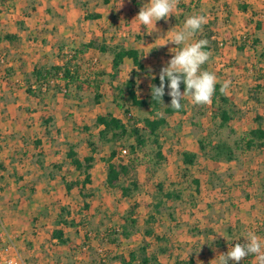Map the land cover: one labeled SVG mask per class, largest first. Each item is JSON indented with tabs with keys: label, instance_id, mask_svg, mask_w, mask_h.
I'll return each instance as SVG.
<instances>
[{
	"label": "crops",
	"instance_id": "crops-1",
	"mask_svg": "<svg viewBox=\"0 0 264 264\" xmlns=\"http://www.w3.org/2000/svg\"><path fill=\"white\" fill-rule=\"evenodd\" d=\"M29 1L31 0H10L3 3V0H0V58L1 56L6 58L5 63H2L0 59V164H3L6 168L5 171L0 169V178L4 177L2 178L3 181L1 183L4 187L8 185V192H11L10 190L14 191L16 186H22L29 182L26 180V170L15 167L18 166V159L22 157L21 153L27 158H35V160L38 161L39 156L43 153V151H47L49 147L51 148V145L49 144V137L56 138V133L58 136L61 129L60 122H58L59 119L57 118V109L53 110L52 107H55L58 102H62L61 96L63 95L59 92H54V99H49L47 97L41 104L39 99L27 93V86H25L27 82L26 80L31 78L32 72L35 68H39L41 66L49 67L64 63V59L58 56V54H60V48H62L64 44H61V42L67 43V37L69 35L72 36L74 33L76 34L77 29L75 28V23L80 18V11L78 10L79 8L76 6L74 7V5L77 4H73L74 1L77 0H43V2L37 4L35 6L36 9L33 11L31 10L30 14L28 15L26 12ZM107 1L108 2L103 0L104 3H107L104 5V7L110 6V4L113 3V0ZM187 1L188 2L184 3L188 5L190 11L193 12L194 15L196 13L197 15H204L208 19V24H211L214 20L217 22L226 21L225 24H220L222 27L219 31L227 30L229 32H236L237 34H244L247 31L250 34L252 33L255 39L254 46H250L245 42L239 47L231 45L224 51V58L230 61V63L236 65H242L241 63H243V68H225L227 73L225 81H231V84L225 93L231 99V101L238 106L241 114V119L238 121L239 124L244 125L245 121L248 120L249 117L253 122L250 123L251 128L249 131L256 129L258 125L255 122V118L258 115L264 114V110L261 105L264 103V0H200V8L198 7L196 10L195 5L190 4H192L193 1L197 2V0ZM241 7H244L245 9H241ZM103 11H105L104 8L103 10H96V13L101 15V18L98 20H103V18L106 17L108 18V15H106ZM176 14L185 16V13L180 6L178 13L176 12ZM59 15L64 18L63 20L65 21L66 25H64V21L63 23H60L61 21H58V23L56 22L55 19L57 18L55 17ZM167 20L170 25L166 23L165 25H161L160 23L156 22V28L159 31H153L152 26L149 25L147 26L145 32L138 33V39L141 40L140 43H136L137 45L133 47L126 46L127 48H133L140 52L143 58V64L146 68H152L157 64L166 66L167 62L172 58L173 53L170 51V49L174 48L175 45L168 42L170 41L173 32L179 31L181 28L178 26L179 19L177 17L175 18L170 16L167 18ZM220 25L218 24V26ZM204 26L205 25H203L202 28ZM69 27L73 30H71ZM149 32L152 33L148 34ZM199 32L202 33V30L198 31L197 39L200 37ZM6 36H12L16 39L9 41L6 39ZM97 36H99V34H97ZM194 41H196L195 37L191 42ZM176 47L180 48L183 47V45ZM92 50L95 51V49H89L84 53L85 58L86 55ZM209 52L211 55H216V51L213 50L212 46ZM99 54L101 53L99 52ZM153 54H156V59H154ZM248 55L257 60L250 63V58H247ZM94 58V60L99 61L100 56ZM112 59L110 61V67L107 68V70H103L107 74L112 73ZM222 61L225 62L224 59ZM128 63H131L134 66L132 60L125 59L124 64L121 67L120 78L122 76L123 67ZM132 70L136 72V76H139L138 73L141 71L138 68L134 66L131 68V71ZM232 71H237L235 72L236 76L230 78L231 74L233 73ZM91 73H93V71ZM88 75L89 74L85 75L84 77H87ZM33 80L34 79H32V83ZM236 86H238V88H236ZM248 88L251 89V93L248 92ZM253 95L256 96V99L252 97ZM72 108H74L71 111L73 114L74 110L76 108H80V106L76 105L72 106ZM44 110L47 111L48 115L52 116L53 118V123L48 127L44 125V116L47 114ZM248 111H251V113ZM245 113H247L246 119L244 118V115H242ZM55 122H58V128H55ZM238 122L236 124H238ZM47 131L49 134L46 133ZM47 141L49 142L48 144ZM186 151L193 152L190 150ZM163 152L165 155L164 149ZM262 152L264 154V150ZM193 153L198 154V161L194 167L201 161H204L205 167H207L206 169L209 170V175L213 174V176H221L223 173H225V171H227V169L233 167L235 162H238L222 161L216 163L204 159L199 151H195ZM41 158L43 157H40V159ZM67 161H69V159ZM41 162L44 163V160L41 159ZM260 163L263 162L261 161ZM53 165L55 166L60 164L54 162ZM36 166L37 170L35 169L34 171L38 172V177H45L46 174L44 171L46 169L43 168L44 165ZM58 167L61 171L64 170V168L61 169L62 166ZM216 167L217 169L220 167L222 168L215 170ZM139 168L138 172L140 171ZM220 171L222 174H220ZM257 171L258 172L255 174L256 177L250 182V188L253 190H249L248 187H244L246 191L244 198L242 197L239 200L231 199V201H227L223 196V190L221 192V189H218L217 195L212 196V200L215 202L206 206L208 210H210H205L206 220H202L201 216H199L201 218H197L196 220H187L189 223L185 225L187 231L182 229L179 234H175L177 236V242L173 241L174 247L171 245L170 249L167 247V244L170 243L167 234L157 231V228L161 227V224L164 222L163 217H156V221L153 225V236L145 237V231L147 229L146 221L152 214L151 205L153 202L152 200L151 202L147 201L148 209H146L147 212H145L142 217L140 216V212L143 208V202H141L137 197V201L140 204L138 215L139 239L134 238L133 235L128 240H122V244L120 246H116L114 244L108 243L107 240L101 235L99 238H102V240H104L108 245L107 248L104 249V256L101 254L103 249H101V247L96 244L98 240L93 237L90 238L89 241H91L94 246H97L96 250L99 251L98 254H96L99 256L96 263H92L89 260L90 252H88L87 248L90 246L83 248V250L79 249L82 251L81 253H76V250H74L75 248L71 246L73 244L69 246L70 241L73 240V237L68 235L70 228L64 225H57V219L59 212H61V208H65L68 211L67 219L74 220L76 223L83 221L82 218H96L99 212L103 211L104 208L98 206L96 209L95 206H92V202L88 201L90 208L89 210H85V203L81 202L83 197L78 187L68 192L65 185L66 183L64 182H68V180H66L64 176H61V180L63 179V185H60V181H57L58 177L49 175L46 176L49 177L48 180H40L39 183H36V197L42 195L43 193L45 198L44 200H42L43 196H41L42 199L39 198V201L44 204L43 206H41L42 204L38 205L36 209L39 208V210H43L48 206L51 208H56L55 206L58 205L60 206V211L54 212L56 213V217L54 224L52 225L53 227L51 228L50 238L52 239L53 243H57V239L53 238V233L60 229L64 232L65 239L68 240L66 243L67 248H64L65 250H68L67 254H69V258L72 257L76 261L75 264H100L102 261L103 264H122L121 261L117 260V256H119L118 247L121 248L123 246V241L129 242L131 240H138L139 242L135 244V248L134 245L129 246V254L131 252L138 253L146 243L148 245L147 254L150 256L156 255L159 264H164L165 259L167 262H170V259H172L174 263L170 262L171 264H178L180 261H189L190 259H193L195 264H220L219 254L226 253L229 247L234 246L237 242L245 243V231L247 232V229H251V225L254 224L253 218L255 220V211H252L251 213L247 203H249V205L253 203L254 208L255 206L257 209L260 208L256 218L260 219L258 222L259 227H257L256 232L254 231V234L264 241V166H259V170ZM11 176L22 178L19 182H16L15 179H10ZM193 177L199 180L200 183V193L196 195L205 196V183L203 180V175H195ZM50 178H53L51 179L52 181ZM54 182H57L58 185L53 186ZM48 183L52 184V186H48ZM206 186L209 187L207 184ZM54 189L55 191H53ZM215 189H217V187ZM254 192L256 193L255 196L253 195ZM153 193L154 192H152V195ZM254 197L255 199L257 198V200L253 201ZM212 200H208V203H210ZM76 203L77 209L75 207ZM217 203L219 205H217ZM170 205L171 203H169V206ZM226 205L230 206L224 207ZM200 207L201 205L196 203V207H194L193 210L196 211ZM75 209L76 213L70 212V210L74 211ZM93 211H96V213ZM175 212L177 213V209L174 210V219H170L171 224L173 225L171 226V229L173 230H175L174 226L177 225ZM210 213H214V215L218 217L209 218ZM108 215L110 214L108 213ZM142 219L143 223L141 224ZM162 219L163 222L161 221ZM118 221H120L119 218L115 217L114 215L112 222L117 223ZM112 225L113 224L111 223L110 226ZM141 226L143 228H141ZM50 227L51 226H46L45 229H49ZM222 236L226 237L227 240ZM160 238H164L165 243L161 244L159 242ZM164 244L168 248V251L163 253L159 251V248L164 246ZM57 248L61 249V247ZM177 251H179V253H177ZM112 257H114L113 260H111ZM125 257L128 259L127 256ZM107 261H109V263H107ZM228 264H235V262L229 260ZM239 264H257V261L254 255H249L248 257H245L243 260H241Z\"/></svg>",
	"mask_w": 264,
	"mask_h": 264
},
{
	"label": "rangeland",
	"instance_id": "rangeland-1",
	"mask_svg": "<svg viewBox=\"0 0 264 264\" xmlns=\"http://www.w3.org/2000/svg\"><path fill=\"white\" fill-rule=\"evenodd\" d=\"M41 2H43V0L29 1L27 5L28 9L26 14L29 15L30 11L36 9L35 6L37 4H40ZM184 2L188 1L179 0L177 8L171 14V16L175 18L177 17L179 19L178 26L181 29L183 28L186 19L194 15L193 12L190 11L188 5H186V3ZM199 2L200 0H197V2L193 1V3L190 5H195L196 10L200 5ZM145 3H148V0H113V3L110 4V6L104 7V5H106L107 3H104L103 0L74 1L73 4H77L74 5V7L76 6L77 8H79L78 10L80 11V18L75 23V28L77 29L76 34L74 33L72 36L67 35V43L61 42V44L64 43L62 47L63 52L61 54H58V56L62 59H67L65 57L70 54L76 53L77 60L75 61V63L78 65L79 72L83 77L87 74H89V77H92L94 75V73H91L93 71L91 66L95 59L94 57L100 56L99 61H97V65L95 67L96 73L101 72L102 70H107V68L110 67V61L112 59V56L110 54L102 55L99 54V52H97L96 50H92L90 51L91 53L89 52L85 58L84 53L78 54L77 52L83 51L84 45L87 44L89 40H91V37L94 34L96 36L97 34H99V37L103 38L104 41L109 45H116L119 42H123L127 47L136 46V43H140L141 41L138 39V33L143 32L141 31L140 22L134 18L137 16L140 8ZM179 6L184 11L185 16L176 14V12L178 13ZM103 8L105 9V11L103 12L108 15V18H103V20L87 19V14H96L97 9L103 10ZM195 15H197V13ZM55 18H57L55 19L57 23L58 21H61L60 23H63L64 21V18L61 17V15L56 16ZM157 23H160L161 25H165V23L170 25L167 19H161L157 21ZM225 23L226 21L217 22L216 20H214L211 24H204L205 26L202 28V33L199 32V39H207L210 34H213L214 38L207 40L209 41V44H212L213 50L216 51V55L213 54L210 56L209 61H207L201 66V71H208L214 73L217 76V83H223L225 81L227 74L225 69L226 67L228 69L238 67L243 68V63H241L242 65L232 64L230 63V61L224 58L225 49L227 47H230L231 45L239 47L245 42L251 46V44H253L255 40L252 33L250 34L248 31L244 34H237L236 32H229L227 30L219 31L222 27V25L220 24ZM218 24L220 26H218ZM64 25H66L65 21ZM70 29L73 30L72 28ZM197 33L195 35V40H199L197 39ZM223 40L224 46L220 47L217 41ZM155 55L153 54L154 59H156L157 57ZM222 58L225 60V62L222 61ZM247 58H250V63L257 60L249 55ZM164 66L165 65L157 64L154 65L152 68L148 67L147 72H139V76H136V72L134 70L131 71V68L134 66L131 63L126 64L122 69V76L119 81L112 82L110 76H106L104 78L105 80L102 84L100 93L102 95V100L100 104L95 103L94 95L92 93L83 92L81 93L82 99L78 100L74 97L65 96V91H62V93H60L63 95L61 96L62 102H58L55 105V107L57 108L52 107L53 110L57 109V118L59 119L58 122H60L61 126V129L59 131L60 134L57 136L56 133V138L49 137L50 143L47 141V144L49 143L51 145V148L49 147L47 151H43V153L39 156L38 161L35 160V158H27L26 156H24V154L21 153L22 157L18 159V166H15L21 168L22 170H26V180L29 182L22 186H16L14 191L10 190L11 192H8V185L4 187L1 183L3 181L2 178L4 177L0 178V214L6 221L7 228L13 237L15 250L20 253L22 259L27 264H75L76 261L72 257L69 258V254H67L68 250H65V248H67V244L63 245L58 240L57 243H53L52 239L50 238L51 228L53 227L52 225L54 224L56 217V213L54 212L60 211V206H55L56 208H51L48 206L46 209L43 210H39V208L36 209L38 205L42 204L41 206H43L44 204L39 201V198L42 199V192V195H40V193V196L36 197V183H39L40 180H48L49 177L46 176L49 175H54L55 177H58L57 181H60V185H63V179L61 180V176H64L65 179L68 180V182L74 180H83L84 175H81L78 171L71 167V165H69V161H67L68 158L66 157V150L68 146H72L77 152L78 157L83 159L84 156L91 154V149L88 146L89 141L94 142L98 149L97 153L94 155L96 161L93 165V169L90 172L92 175V183L88 185L86 189V193L92 194V198H89L86 201L82 198L81 202L88 203V201H90L92 202V206H95L96 209L98 206H101V208H104V210L100 211L97 217L94 219H89L87 217L82 218L83 221L79 222V228L69 227L70 229L68 231V235L73 237V240L70 241L69 246L73 244L71 246L75 248L74 250H76V253H81L82 251H80L79 249L83 250V248L90 246L89 248H87L88 252H90L89 260L92 263H96L99 257L96 254H98L99 251L96 250L97 246H94L91 241L86 242L85 236L89 234L88 236L90 238L93 237L98 240L96 244L99 245L101 249H103L101 251V254L105 256L104 249H106L108 245L104 240H102V238H99L100 236L97 235L96 230H100V233H102L105 229L116 226L118 222L122 223V218L127 215L132 201L124 198L121 195L120 189L108 187L106 182L107 163L104 160L106 158H109L111 151L115 148L118 150L127 149L128 156L124 160L128 161L129 157L131 156L129 155V146L133 145L134 141L132 139L126 140L122 143L123 145H120V143H118L116 146L112 144H101L99 142L100 127L97 126L96 120L99 115L107 113H112L113 115L122 119L126 123H130V118L138 120L150 118L151 116L149 108L140 109L137 107H131V113L129 115L125 114L123 109L118 108L114 101L116 99L117 94V91L114 86L118 85L120 82L124 83L129 79H135L137 83L136 90L138 92V95L140 98L144 99L148 97L151 93L153 77L159 75L162 67ZM232 72L233 73L231 74L230 78L236 76L235 72L237 71ZM112 84H114V86H112ZM27 85L28 83L26 82L25 86ZM236 88H238V86H236ZM247 90L249 93H251V89L248 88ZM54 92L57 93V91H53L47 97L49 99H54ZM184 99L186 100V103H184L186 113L184 115H166L164 113V109L167 107L166 102L163 104V109L160 113V115L166 117L169 122V127L164 131L161 140L162 144H164L163 146L166 156V162L160 167L157 174L154 176L151 183L149 184L145 183L149 178V173L146 171L145 166L142 165L139 168L141 182L145 186L143 192H140L137 195L139 200L143 202V208L140 212V216L142 217L144 213L147 212L146 209H148L147 201H153L152 192H154L155 184L163 182L167 187H169L172 183L182 182L180 176L181 173H183L184 169V165L182 162L183 152H185L186 150H190L193 152L200 151L198 142L203 137V135L208 133L209 128H211V104L193 105L191 103L190 98ZM76 105H79L80 108H76L72 114L71 111L74 109L72 108V106ZM204 110H206V115L200 116L201 112H203ZM248 112L251 113V111ZM242 115H244V118L246 119L247 113ZM58 122H55L56 124L54 123L55 128H58ZM251 122V118L248 117V120L245 121L244 125L239 124V122L238 124L234 123L233 128L236 130L237 135L248 132L251 128ZM85 128H88V130H86ZM172 129L177 132L176 138ZM222 138L229 140L230 142L233 141V137L229 135V131H227L224 136H222ZM214 139L217 140L216 137ZM150 150L151 147H148L144 151L140 152V157L143 158L144 154H149ZM241 156V161L237 163L235 162L233 167L225 171L226 174H222L220 171V174H222L223 176H213V174L209 175V170L206 169L207 167H205L204 161H201L194 168H192L193 176L203 175V180L205 183V196H197L195 193H193L192 190L188 189L185 191L184 201L182 203L180 202L179 204L175 205L174 203L170 202V206H172L174 210L177 209V213L175 212L177 227L174 226L175 230L171 229V226L173 225L171 224V218L168 215H165L163 217L164 222L163 219L161 220L163 222L161 224V227L157 226V231H159L160 233L167 234L168 239L170 240V243L167 244V247L169 249L171 245L173 246V241L177 242V233L179 234L182 229L187 231V228H185V225L189 224L187 220H196L197 218L201 217L202 220H206L205 210H208L206 206L215 202L212 200V196L217 195L218 189H221V192L223 190V194H226L223 196L226 198L227 201H231V199L239 200L242 197L244 198L246 192L244 187H248L249 190L252 189L250 188V181H252L253 178L256 177L255 174L256 172H258L257 170H259V166H264V154L263 152H254ZM40 157H43L41 159L44 160V163L41 162ZM261 161L263 163H260ZM54 162H57L60 165L54 166ZM36 165H44L43 168L46 169L44 171L46 174L45 177H38V172L34 171L37 168ZM58 166H62L61 169L64 168V170L61 171ZM219 169H217V167L215 168V170ZM11 178L15 179L16 182H19L22 177L11 176L10 179ZM53 178H50V180ZM206 184L209 185V187H207ZM50 185L52 186V184L48 183V186ZM57 185V182L53 183V186ZM216 187L217 189H215ZM53 191H55V189ZM253 195L255 196L256 193L254 192ZM44 199L45 198L43 196L42 200ZM253 199V201L257 200V198L255 199V197ZM208 200L212 201L208 203ZM193 201L194 203L201 205V207L196 211L193 210ZM217 205L219 204L217 203ZM227 206L230 205H226L224 207ZM247 206L249 207L251 213L252 211H255V220L253 218L254 224L251 225V229H247V232L254 233V230L259 227L258 222L260 221V219L256 218L257 213L260 211V208L257 209L256 206L254 208L253 203L250 205L249 203H247ZM75 207L77 209V203L75 204ZM76 209L74 211L70 210V212L76 213ZM93 212L96 213V211ZM108 213L110 215H108ZM114 215L120 220L117 223L112 222V218ZM210 217L218 216L214 215V213H210L209 218ZM66 218H68L67 215ZM111 223L113 224L112 226H110ZM142 223L143 219L141 221V224ZM46 226L51 227L49 229H45ZM141 228L143 227L141 226ZM247 232L245 231V235L247 234ZM139 237V233L134 235V238L139 239ZM137 242L139 241H123V246L121 248L118 247L119 255H125L129 258V246L134 245L135 248V244H137ZM57 247H61V249ZM138 253H140V250ZM177 253H179V251H177ZM113 258L114 257H112L111 260H113ZM170 262L174 263L172 259H170ZM170 262H167L165 259L164 264H171ZM107 263H109V261H107Z\"/></svg>",
	"mask_w": 264,
	"mask_h": 264
},
{
	"label": "trees",
	"instance_id": "trees-1",
	"mask_svg": "<svg viewBox=\"0 0 264 264\" xmlns=\"http://www.w3.org/2000/svg\"><path fill=\"white\" fill-rule=\"evenodd\" d=\"M7 1L10 0H3V3ZM105 1L108 2L107 0ZM241 9L245 8L241 7ZM100 18L101 15L97 13L92 15L87 14V19L89 20H98ZM146 28L147 26L141 25L142 32H145ZM212 38L213 34H210L207 39L210 40ZM6 39L12 41V39L16 38L6 36ZM254 44L255 42H253V46ZM211 46L212 44H209L204 50L210 51ZM89 49H95L103 55L110 54L112 56L111 74H107L103 70L96 73V71L93 70L95 72H93V76L91 75L92 77L81 76L79 67L75 63L77 60V55L75 53L72 54L73 56L70 59H68L69 55L65 57L67 59H64L63 64L35 68L32 72L31 78L26 80L28 83L26 88L27 93L39 99L42 104L45 101V98H47V96L53 91L59 93L65 91V96L74 97L78 100L82 99L81 93L89 92L94 95L95 103L100 104L102 100V95L100 93L102 84L105 80L104 78L110 76L112 82L119 81L121 67L124 64L125 59L132 60L134 66L141 72H147V68L143 64V58L140 52L133 48H127L123 42H119L116 45H109L103 38L94 34L92 35L91 40L84 45L83 51L77 53H85ZM62 51L63 48H60V54ZM32 79H34L33 83ZM52 81H55L56 83L51 85ZM168 83L169 81L166 79L165 95L162 98L163 102L153 99L151 93L144 99L140 98L136 90L137 83L135 79H129L124 83L120 82L116 86L112 84L117 91L116 99L114 100L115 104L118 108L123 109L125 114L129 115L131 113V107H137L140 109L149 108L151 117L145 118L144 120L130 118V123H126L112 113H107L99 115L96 120L97 126L100 127L99 142L101 144H112L116 146L118 143L123 145L122 143L126 140L132 139L134 141V144L129 146V155L131 156L128 161H125L121 157L122 150L115 148L111 151L109 158L104 160L107 163L108 187L120 189L122 196L132 201L127 215L122 218V223L119 222L116 226L107 228L102 233H100V230H96L97 235H102V237L110 244L120 246L122 240H128L139 232L138 215L140 204L137 201V195L143 191L145 186L139 178L138 168L142 165L145 166L146 171L149 173V178L145 183L149 184L160 167L166 162V157L163 152L164 144H162L161 140L164 131L169 127V122L166 117L160 115L163 109V104L165 102L167 103L164 113L168 116L175 114L184 115L186 113V109L184 108V103H186L185 99L181 101L182 107L179 110L170 106L171 97L167 92L169 91V88L167 87ZM44 85H48L46 91H43ZM152 85L157 87L160 85L159 76L152 79ZM221 86L222 84L220 83L215 85V92L211 102V128H209L208 133L203 135L199 140V152L204 159L212 162H239L242 157L241 155L262 152L264 150V114L258 115L255 118V122L258 125L256 129L237 135L236 130L232 125L240 121V111L238 106L231 101L225 92L221 93ZM184 88L185 85L181 83V92L184 91ZM252 97L256 99V96L253 95ZM261 105L264 110V103ZM45 112L47 114L44 116V125L48 127L53 123V118L48 115L47 111ZM205 115L206 110L200 114V116ZM85 129L88 130V128ZM227 131H229V135L233 137L232 142L222 138ZM46 133L49 134L48 131ZM173 133L176 138L177 132L173 130ZM215 137L217 140L214 139ZM88 146L91 149V154L86 155L83 159L78 157L77 152L72 146L67 148V158L69 159L70 165L81 175H84V179L65 182L68 192L78 187L85 201L92 198V194L86 193V187L92 183V175L90 171L93 169V165L96 161L94 155L98 151L94 142L89 141ZM148 147H151L149 154H144L143 158H141L139 155L140 152ZM197 161V153L189 151L183 152L182 162L184 169L180 176L182 182L172 183L169 187L163 182L154 185V193L152 195L153 203L151 205L152 214L146 221L147 229L145 231V237L153 236V225L156 221V217H164L165 215H168L171 219H174V208L169 206L170 202L175 205L180 202L182 203L184 201L185 191L188 189L192 190L193 193L197 195L200 193L199 180L195 179L192 175V168ZM0 169L4 171L6 170L3 164H0ZM192 206L193 208L196 207L194 201ZM89 208V204L85 202L84 209L89 210ZM60 210L61 212L58 214L57 225H64L73 228L80 227V224L76 223L74 220H67L66 215H68V211L65 208H61ZM88 235L89 234L85 236L86 242H89L90 240ZM53 238L57 239L63 245L68 242L61 229L56 230L53 233ZM159 242L161 244L165 243V239L160 238ZM164 246H161L159 251L163 253L167 252L168 248ZM147 248L148 245L145 243L140 249V253L131 252L128 259H126L124 255H119L117 256V260L121 261L122 264H159L156 255L150 256L147 254ZM178 264H195V261L190 259L189 261H180Z\"/></svg>",
	"mask_w": 264,
	"mask_h": 264
},
{
	"label": "clouds",
	"instance_id": "clouds-1",
	"mask_svg": "<svg viewBox=\"0 0 264 264\" xmlns=\"http://www.w3.org/2000/svg\"><path fill=\"white\" fill-rule=\"evenodd\" d=\"M178 3L179 0H148V3L140 8L134 19L144 26L151 25L153 31H159L156 28V22L169 18ZM206 23L207 18L204 15H192L186 19L180 31L173 32L168 42L175 45L174 48L170 49L173 55L160 71V85L158 87L151 86L153 99L163 102L165 80L167 79L169 81L167 84L169 88L168 95L171 97L170 106L172 108L181 109V101L184 98H190L193 105L211 104L217 76L208 71H201V66L209 61L211 56L209 51L204 50L209 41L199 39L191 42L196 33L202 30V26ZM181 45L183 47H176ZM181 83L185 85L183 92L180 90ZM230 84V80L224 81L220 88L221 93L226 92ZM224 238L227 240L226 237ZM244 239L245 243L237 242L234 246H230L226 253L219 254L220 264H228L229 260L239 264L241 260L249 255L255 256L257 264H264V241L251 232L247 233Z\"/></svg>",
	"mask_w": 264,
	"mask_h": 264
},
{
	"label": "built area",
	"instance_id": "built-area-1",
	"mask_svg": "<svg viewBox=\"0 0 264 264\" xmlns=\"http://www.w3.org/2000/svg\"><path fill=\"white\" fill-rule=\"evenodd\" d=\"M219 46H224V40L218 41ZM253 45V44H251ZM73 55L70 54L68 56V59H70ZM1 62L5 63L6 58L4 56H1ZM97 65V61L94 60L92 63V70H95V67ZM56 82L52 81L51 85H54ZM48 88V85H44L43 91H46ZM128 156V150L123 149L121 151V157L123 159H126ZM254 231H257L255 229ZM0 264H27L21 257L20 253L15 250L14 248V241L11 233L9 232L7 225L5 223L4 218L0 214Z\"/></svg>",
	"mask_w": 264,
	"mask_h": 264
}]
</instances>
